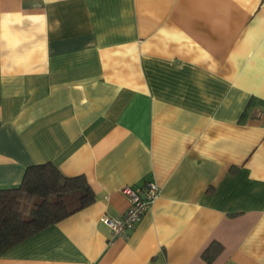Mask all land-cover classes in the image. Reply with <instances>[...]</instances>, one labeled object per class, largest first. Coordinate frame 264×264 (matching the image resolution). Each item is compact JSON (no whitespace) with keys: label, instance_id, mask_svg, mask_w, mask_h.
Wrapping results in <instances>:
<instances>
[{"label":"crops","instance_id":"0c3cea01","mask_svg":"<svg viewBox=\"0 0 264 264\" xmlns=\"http://www.w3.org/2000/svg\"><path fill=\"white\" fill-rule=\"evenodd\" d=\"M46 161L93 199L0 264H264V0H0V188Z\"/></svg>","mask_w":264,"mask_h":264},{"label":"trees","instance_id":"16d2710c","mask_svg":"<svg viewBox=\"0 0 264 264\" xmlns=\"http://www.w3.org/2000/svg\"><path fill=\"white\" fill-rule=\"evenodd\" d=\"M92 199L84 176L64 175L50 161L29 165L17 186L0 188V254ZM221 250L212 241L201 256L211 262Z\"/></svg>","mask_w":264,"mask_h":264},{"label":"built area","instance_id":"2783aa9c","mask_svg":"<svg viewBox=\"0 0 264 264\" xmlns=\"http://www.w3.org/2000/svg\"><path fill=\"white\" fill-rule=\"evenodd\" d=\"M158 186L153 180L146 181L143 187L124 185L122 192L129 205L120 217L103 215L101 218L110 228L113 236H125L158 195Z\"/></svg>","mask_w":264,"mask_h":264}]
</instances>
